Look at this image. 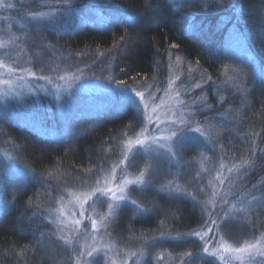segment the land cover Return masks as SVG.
<instances>
[{
    "label": "trees",
    "instance_id": "1",
    "mask_svg": "<svg viewBox=\"0 0 264 264\" xmlns=\"http://www.w3.org/2000/svg\"><path fill=\"white\" fill-rule=\"evenodd\" d=\"M202 1L70 0L69 7L65 0H57V10L48 17L24 16L36 11L14 16L25 24L18 41L26 48L25 63L35 69H79L86 76L158 86L168 61L179 59L196 67L186 84H198L205 102H210L208 92L215 82L235 65L223 52L226 29L233 25L240 29L255 48V60L238 55L240 89L221 88L210 111L200 109L203 118L211 117L217 126L227 123L222 127L228 128L213 137L215 154L201 156L207 165L217 155L238 165L226 184L232 196L244 190L240 203L248 207L243 229L264 234V0H235L236 7L229 5L230 0ZM229 92L234 94L230 101L225 97ZM23 103L35 109L32 120L42 121L40 104ZM122 104L118 109L85 105L68 115L67 129L60 135L31 126L29 117L18 113L20 108L11 112L0 108V149L19 169L0 153V264H71L65 246L45 222L46 206L62 185L90 182L111 160L121 138L132 132L138 113L132 105ZM54 116L53 127L60 131L64 120L57 111ZM184 146L179 160L197 167L200 159L185 153ZM191 184L182 183L178 192L141 188L135 200L147 211L120 206L111 223L113 239L124 247H142L146 264L157 252L170 254L172 263H209L196 255L197 242L191 236L202 220L200 198L191 194L195 187Z\"/></svg>",
    "mask_w": 264,
    "mask_h": 264
},
{
    "label": "rangeland",
    "instance_id": "2",
    "mask_svg": "<svg viewBox=\"0 0 264 264\" xmlns=\"http://www.w3.org/2000/svg\"><path fill=\"white\" fill-rule=\"evenodd\" d=\"M207 1L203 0L202 3ZM234 1L230 0L229 5L234 3L236 7ZM56 2L57 0H0V108L10 112L13 108H20L18 113L29 117L28 120L33 122L30 123L31 126L50 135L63 133L67 129L68 115L73 111L83 110L85 105L118 109L117 106H123L122 103L130 104L139 117V122L132 132L121 138L117 147L112 150L111 160L96 171L90 182L62 185L50 207L46 206L48 211L46 210L45 222L65 246L70 263L77 264L79 260V264H146L142 247L136 248L132 244L124 247L111 236V223L116 210L124 204H132L126 200L120 201L114 210H110L111 194L93 195V190L97 187L118 191L119 187L124 186L125 179L135 180L144 172V184H128L125 187L126 193L130 194L132 199L138 198L141 188L147 186L167 192L180 191V186L185 182L187 186L192 185L191 182L195 186L191 188V194L200 198L202 220L194 231L199 235L191 236L197 242L196 255L209 262L201 264H264V255H261L264 253V234H253L243 229V224L247 222L248 207V204L244 206L245 203H240L244 190L232 196V191L226 184L230 180L229 176L238 169V165L226 163L222 156L212 157L215 154L213 149L216 148L213 137L222 128L227 131L228 128L222 127L227 123L218 122L221 126H217L213 121H209L211 117L207 120L199 112L200 109L210 111L212 101L216 102L220 95L219 89V92L221 88H230L232 92V88L237 90L236 77L239 75L236 70L240 71L236 64L238 55L244 54L248 60H255V48L251 47L245 34L235 25L226 29L223 52L235 61V65L233 64L227 75H222L221 82H215L208 92L211 95L210 102L207 99V103L204 91L199 90L201 87L198 88V84L192 87L186 84L188 75L194 72L196 67L179 59L168 61L165 78H160L158 86L120 83L86 76L79 69L42 70L26 64L25 61L29 59L25 53L26 48L18 41L25 33V24L22 25L21 21L15 19L14 14L19 11L51 13L57 10L54 7ZM232 11L235 16L238 14L234 8ZM34 13L29 12L24 16L32 18ZM48 16L38 15L36 19ZM135 92L144 93L143 100L135 96ZM232 92L225 94L229 101L234 97ZM40 97L45 98L43 102H39ZM26 100H34V103L41 105L44 110V113H41L42 121L36 123L32 120L30 116L37 113L30 106H25L26 102H23ZM56 111L59 120H64L60 131L53 127ZM181 116L185 119L193 118L199 123L203 135L188 134L189 138L182 144L172 139H162L170 136L178 126ZM172 121H176L177 125H173ZM192 126L195 127V124ZM138 139L144 140L145 143L137 144ZM189 143L196 146L193 148ZM182 145L186 146L183 148L185 153L189 152L190 156L195 154L198 160H201V163L196 160L197 167L179 160ZM0 153L11 166L19 170L8 153L1 149ZM201 155L203 158L212 155V161L207 165ZM125 156L128 157L127 160ZM76 220L81 223L76 225ZM93 220L96 221L95 229L92 227ZM65 239L71 242L65 243ZM249 245L255 247H248ZM205 247L208 249L207 253L203 251ZM241 247L247 248V251L239 253L232 250ZM90 251L93 252L92 256H88ZM172 260L170 254L157 252L151 264H178L172 263Z\"/></svg>",
    "mask_w": 264,
    "mask_h": 264
},
{
    "label": "snow or ice",
    "instance_id": "3",
    "mask_svg": "<svg viewBox=\"0 0 264 264\" xmlns=\"http://www.w3.org/2000/svg\"><path fill=\"white\" fill-rule=\"evenodd\" d=\"M185 3L188 2V0H184ZM65 3L67 4V6L70 7V0H65ZM7 7H12V5H7ZM43 16V15H51V13H39V14H32V19H36L37 16ZM121 39H123V37H121ZM172 47H178V45H175L173 44ZM229 79H232L231 77H229ZM199 87V85H197ZM237 87V89L239 90L240 89V86L239 85H235ZM131 91V90H129ZM135 96L137 97H140L141 100H143V97H144V93L142 92H135L134 93ZM221 100H223V97H221ZM147 107V106H145ZM173 125H177V122L176 121H172ZM195 124V127H193L192 125ZM199 134V135H203V129H202V126L197 123L193 118H189V119H185L183 118V116H181L179 118V124L178 126H176L174 128V130L171 132L170 136L169 137H162V139H172L174 140L176 143H180L182 144L186 139L189 138V135L188 134ZM158 142V141H157ZM137 144H144L145 141L144 140H140L138 139L136 141ZM128 157L125 156V160H127ZM144 176H145V173L144 172H141L140 175L138 177H136L135 180H127L125 179L123 181V185L122 187H119L118 191H114L112 188H108V187H97L93 190V195H95L96 193H99L101 195H105V194H111V200H112V203H109V209L110 210H114L120 201H128L129 203H131L132 205H135L136 208L140 211H147V209L143 208L140 204H138V202L135 200V199H132L130 194H127L126 191H125V187L128 185V184H144L145 183V179H144ZM99 183V182H97ZM111 214V212H110ZM81 215H83V213H81ZM81 222L79 220H76L75 221V224L76 225H79ZM92 227L95 229L96 228V221H92ZM191 235H195V236H198L199 233L198 232H193L191 233ZM71 241L65 239V243H70ZM248 247H255L254 245H249ZM233 251H236V252H239V253H243L245 251H247V248L245 247H241V248H236V249H232ZM93 251H95V249H93ZM203 251L205 253L208 252V249L205 247L203 249ZM81 255H83V253H81ZM93 255V252L90 251L88 252V256H92ZM188 256H191L192 253L189 252L187 253ZM261 255H264V253H261ZM77 264H79V260H77Z\"/></svg>",
    "mask_w": 264,
    "mask_h": 264
}]
</instances>
